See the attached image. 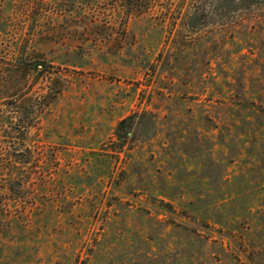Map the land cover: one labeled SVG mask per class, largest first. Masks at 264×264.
I'll return each mask as SVG.
<instances>
[{
  "label": "rangeland",
  "instance_id": "374dc122",
  "mask_svg": "<svg viewBox=\"0 0 264 264\" xmlns=\"http://www.w3.org/2000/svg\"><path fill=\"white\" fill-rule=\"evenodd\" d=\"M0 264H264V0H0Z\"/></svg>",
  "mask_w": 264,
  "mask_h": 264
},
{
  "label": "trees",
  "instance_id": "16d2710c",
  "mask_svg": "<svg viewBox=\"0 0 264 264\" xmlns=\"http://www.w3.org/2000/svg\"><path fill=\"white\" fill-rule=\"evenodd\" d=\"M146 115V113H134L120 120L115 131L116 139L113 141L115 145V149H113L114 152L121 153L126 146L134 142L136 139V122L139 123L144 120Z\"/></svg>",
  "mask_w": 264,
  "mask_h": 264
}]
</instances>
